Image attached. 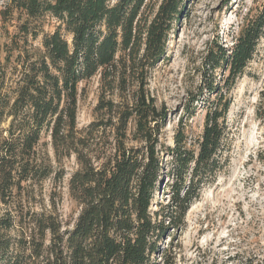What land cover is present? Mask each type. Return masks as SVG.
<instances>
[{
  "label": "trees",
  "instance_id": "trees-1",
  "mask_svg": "<svg viewBox=\"0 0 264 264\" xmlns=\"http://www.w3.org/2000/svg\"><path fill=\"white\" fill-rule=\"evenodd\" d=\"M151 2L6 0L0 11V126L6 125L0 264H155L164 235L184 229L203 186L227 166L229 95L264 37V0L231 47L215 44L206 52L200 88L208 94L201 102L206 117L193 147L183 124L173 146L162 143L168 112L148 89L189 0H160L156 10ZM47 15L59 24L53 33L36 25ZM97 75V118L79 131L80 85ZM44 138L58 161L75 155L80 166L70 179L80 207L72 227L55 202L42 212L20 202L28 184L56 174L41 149ZM166 179L170 202L164 205L156 195ZM173 262L166 256L164 264ZM243 264H264V258Z\"/></svg>",
  "mask_w": 264,
  "mask_h": 264
},
{
  "label": "rangeland",
  "instance_id": "rangeland-1",
  "mask_svg": "<svg viewBox=\"0 0 264 264\" xmlns=\"http://www.w3.org/2000/svg\"><path fill=\"white\" fill-rule=\"evenodd\" d=\"M5 2L0 0V11ZM159 2L152 0L150 7L156 10ZM261 4V0H189L170 35L166 59L148 79L157 106L168 112L163 144L174 145L181 124L189 147L201 138L206 117L201 102L208 98L206 90L200 95L206 52L215 44L231 47ZM36 25L42 33H53L59 24L47 15ZM66 38L71 41V36ZM220 74L217 72L218 79ZM101 93V75L80 85L79 131L97 118ZM229 97L227 166L203 186L187 214L184 229L171 228L164 235L155 264H164L166 256L170 263L175 258L173 264H243L253 256L264 258V37ZM197 98L199 104L194 103ZM5 128L0 126V138ZM41 149L48 152L56 174L41 183L28 184L20 202L35 212L53 210L55 202L56 213L72 227L80 207L71 196L70 179L80 166L75 155L58 161L50 138L42 140ZM165 185H169V179L156 195L164 205L170 202ZM158 209L153 205V210Z\"/></svg>",
  "mask_w": 264,
  "mask_h": 264
}]
</instances>
